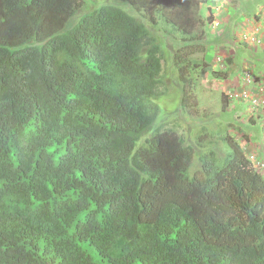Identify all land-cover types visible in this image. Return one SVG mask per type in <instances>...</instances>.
Here are the masks:
<instances>
[{
	"label": "trees",
	"instance_id": "16d2710c",
	"mask_svg": "<svg viewBox=\"0 0 264 264\" xmlns=\"http://www.w3.org/2000/svg\"><path fill=\"white\" fill-rule=\"evenodd\" d=\"M205 3L0 0V264H264L250 137L187 117L227 75Z\"/></svg>",
	"mask_w": 264,
	"mask_h": 264
},
{
	"label": "clouds",
	"instance_id": "9594fccd",
	"mask_svg": "<svg viewBox=\"0 0 264 264\" xmlns=\"http://www.w3.org/2000/svg\"><path fill=\"white\" fill-rule=\"evenodd\" d=\"M111 1L113 0H110L108 2H111ZM212 1L214 2V4L211 5V8L208 7L207 3L201 5V8H200L202 17L207 22L206 32H207V38H209V41L210 40L213 41L215 40L216 36H219L217 29H219L220 27V23L216 21L217 18L215 17L216 11L217 10L219 11L218 8H215L217 5L216 2L218 0H212ZM205 9L207 10V12L210 13L208 17L206 16L204 12ZM243 41H244V44L251 43V45L260 43V41L257 39V37H255L254 34L245 35L243 38ZM214 43H217V41H215ZM211 45H213L212 42L210 46ZM199 56L201 55H198V57ZM195 58H197V56ZM222 59H223V65L226 66L225 64L226 58H222ZM211 67L213 68V70H218V69H215L214 62H212ZM219 71H225V70H219ZM255 71L256 69L254 68L253 70L245 71L243 73L242 82H239V85H235L229 90L227 89V91L223 92L222 101H221L222 105H220V108L216 111L208 112L206 110H202L200 106V95H199L200 91H198L199 105L198 107H196L195 110H193L190 113H187V117H188V114H191L198 120V121H195L198 124L200 122H204L203 125H206V128L208 129V131L210 130V128H208L206 122L209 121L210 119H215V118H218L221 120L224 119L226 122H231L233 124L232 128L234 127L239 128V125L241 124L246 125L248 122L249 123L251 122L253 125L246 127L247 129L246 131L247 133H249L250 140L242 141L241 142L242 148L246 152V157L251 163L252 168L261 174L263 173L262 175L264 176V166L262 167L261 165L257 164V162L264 164V151L263 150L251 151L247 148L248 145L251 143L250 134L258 133L261 137H264V77L262 76V74H260V77L256 76ZM208 74H209V81L221 82L228 78V74H227L225 79L213 80L210 72H208L205 76H207ZM23 85L25 88L30 89V85L26 81H24V79H23ZM199 87H200V84H199ZM177 110L178 108L176 109V112ZM225 115L227 116L225 117ZM242 120L245 122H241ZM189 121H193V120L189 119ZM223 126L225 127L224 123L219 125L218 128L216 129L219 130ZM183 127H182V119H179V117H174L170 119L169 125L165 126L163 129H174L180 133H183ZM197 128H200V127L197 125L196 129ZM194 132H196V130H194ZM200 132H202V130ZM229 133H231L230 130H229ZM231 135L233 137L231 136L229 137L237 140L236 138H234V134H231ZM242 135H244L243 132L241 133V135H239V137L241 138Z\"/></svg>",
	"mask_w": 264,
	"mask_h": 264
},
{
	"label": "crops",
	"instance_id": "0c3cea01",
	"mask_svg": "<svg viewBox=\"0 0 264 264\" xmlns=\"http://www.w3.org/2000/svg\"><path fill=\"white\" fill-rule=\"evenodd\" d=\"M225 2L227 3L226 8L232 14L230 23L232 24L231 28H233L232 37L235 40L231 38L229 28H224L222 33L219 32V36H216L215 40L212 41L213 45L210 46L214 51L213 62L218 55L233 61L229 68H226L225 65L218 68L217 71L225 70L228 74V78L221 82H230L229 74L231 77L240 75L248 68L251 70L256 69L264 77V0H226ZM230 20H225V23L228 24ZM252 34L260 41L258 44H260L259 49L261 50V52L257 51L253 59L252 56L247 58V56L238 52L239 45L242 46L244 43V36ZM215 41L217 43H214ZM246 67L248 68L246 69ZM238 81L234 85H239ZM250 136L251 143L247 148L251 151H264V137H261L258 133L250 134Z\"/></svg>",
	"mask_w": 264,
	"mask_h": 264
},
{
	"label": "rangeland",
	"instance_id": "374dc122",
	"mask_svg": "<svg viewBox=\"0 0 264 264\" xmlns=\"http://www.w3.org/2000/svg\"><path fill=\"white\" fill-rule=\"evenodd\" d=\"M108 1L110 0H85V6L82 8V11H85V10H88V11H92L94 9H98L99 7H101L102 5H104L105 3H107ZM221 1V2H219ZM226 0H218L216 2V7L215 8H218L219 11L217 10L216 13H215V17L217 18L216 21H218L220 23V27L219 29H217V32H221L222 33V30L224 28H229V30L231 31V38L232 37V33H233V28L232 27V24L230 23L231 20V12L226 8V5L227 3L225 2ZM205 14L206 16L208 17L210 15L209 12H207V10L205 9ZM210 19V18H208ZM225 20H230L228 24L225 23ZM228 35V33H227ZM234 39V38H233ZM235 40V39H234ZM211 40L209 41V38H207V44L210 45L211 44ZM260 44L256 43V44H252L251 46H248L246 48V51L243 52L242 54L247 56V58H249V56L251 57L252 56V59H253V56L256 55L257 51L258 52H261V50L259 49ZM197 56V59H201L202 56H199L198 55H195L194 58ZM213 57L212 53L210 52V54L208 55V58L210 57ZM213 59V58H212ZM214 64L216 65L215 66V69H218L219 67H222L223 66V59L221 56H216V59L214 61ZM248 67H246L247 69ZM244 69V70H246ZM243 70V71H244ZM251 69L248 68L247 71H250ZM242 71V70H240ZM256 73V76H259L260 77V73L259 71H255ZM229 78L230 79V82H217V81H209V74L207 76H205V78H202L200 80V87H199V95H200V106L202 108V110H206L208 112H211V111H216L220 108V105H222L221 101H222V94L224 91H227V89L229 90L230 88L234 87V83L237 82L238 80V83L239 82H242V78H243V73L240 74V75H234V76H230L229 74ZM176 104H177V101L173 102L172 99H167V102L165 104V108H167V113H166V117L167 118H174L176 116ZM227 115H225L226 117ZM188 118L190 120H193V121H198L193 115L191 114H188ZM224 120V119H223ZM224 121H221L220 119L218 118H215L213 121H207V126L208 128H215V127H218L219 125H221ZM241 122H245V121H241ZM204 122H200L198 124V126L201 128L202 125H203ZM248 124V125H247ZM246 125H239V128L237 127H234V128H229L228 130H226V128L223 126L221 127L218 132H220V134L217 132V135L218 136H226V135H229L231 137H233L231 134H234V138H236L237 140L240 139L239 135H241V133L243 132L244 135H242L241 138H245L246 136H249L247 134V129L246 127L247 126H250V125H253L251 122L247 123ZM184 125L182 124V127ZM200 128H197L196 129V132L193 133V136L197 135V133H199L201 131ZM237 128V129H236ZM236 129V130H235ZM229 130L231 133H229ZM238 131V132H236ZM217 135H214V138L216 139L215 136ZM263 174V173H262Z\"/></svg>",
	"mask_w": 264,
	"mask_h": 264
},
{
	"label": "built area",
	"instance_id": "2783aa9c",
	"mask_svg": "<svg viewBox=\"0 0 264 264\" xmlns=\"http://www.w3.org/2000/svg\"><path fill=\"white\" fill-rule=\"evenodd\" d=\"M257 164H258V165H261L262 167L264 166V164H261V163H258V162H257Z\"/></svg>",
	"mask_w": 264,
	"mask_h": 264
}]
</instances>
